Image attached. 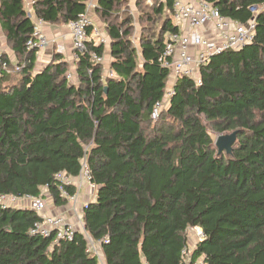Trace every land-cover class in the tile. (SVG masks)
Wrapping results in <instances>:
<instances>
[{
    "label": "trees",
    "instance_id": "obj_1",
    "mask_svg": "<svg viewBox=\"0 0 264 264\" xmlns=\"http://www.w3.org/2000/svg\"><path fill=\"white\" fill-rule=\"evenodd\" d=\"M125 0H98L110 46L109 71L91 62L104 45H88L66 78L60 55L35 71L36 51H25L33 22L22 0H0V26L19 61L17 75L0 78V195L59 197L54 175L76 178L85 157L96 186L82 208L83 229L52 244L30 234L34 212L0 206V264H99L87 252L99 246L105 264H183L199 228L191 260L203 264H264V11L251 43L213 56L199 69L200 84L179 78L166 99L169 73L158 62L169 33L171 3L157 37L140 40V60L124 23L108 20ZM239 24L264 0H210ZM87 0H32L43 23H67L85 13ZM165 7V8H164ZM167 9V10H166ZM128 22H130L128 20ZM165 106L156 121V102ZM209 129L236 133L230 154H217ZM45 189L44 191H42ZM68 194L75 189L68 187Z\"/></svg>",
    "mask_w": 264,
    "mask_h": 264
},
{
    "label": "built area",
    "instance_id": "obj_2",
    "mask_svg": "<svg viewBox=\"0 0 264 264\" xmlns=\"http://www.w3.org/2000/svg\"><path fill=\"white\" fill-rule=\"evenodd\" d=\"M97 1L87 0L85 13L66 23L73 49L72 59L75 63L79 56L87 51L89 44L92 43L93 46L107 44V40L99 33L93 19L87 13L94 8ZM144 1L146 5L154 6L153 0ZM169 1L171 9L167 11L168 18L177 31L166 36L158 62L162 68L168 71V82L172 85L179 78H190L197 85L200 84L199 69L205 66L213 56L229 50H239L251 43L255 33L256 17L261 11H264V4L259 7H250L251 19L245 24H239L222 16L210 0ZM32 22L33 29L24 47L26 52H39L49 47L52 42L42 30L43 22L38 18ZM62 50L61 46L57 47V52ZM90 60L101 65L104 62L103 56H98L94 52L90 53ZM13 69L17 71L18 65L9 62L0 52V78L11 73ZM108 76L113 77V73L109 72ZM67 77L70 79V76ZM171 92V90L166 92V99ZM164 106V102L161 101L154 104L150 114L152 121L159 118ZM54 179L58 182L59 197L66 201L68 208L75 215L79 216L78 226H81L82 208L88 202L78 203L79 190L84 184L89 190L96 192V186L91 182V172L86 158L84 157L80 162L78 177L73 178L65 172H59L54 175ZM68 187L74 188L75 194L69 195ZM43 197L42 193L35 198L26 195L20 198L0 195V206L30 210L39 216L40 220L34 223L30 229L31 235L50 238L52 244L71 240L78 226L70 223L63 214L47 213ZM190 230L193 232L195 240H201L203 233L199 228L195 227ZM192 247L191 244L189 248L182 250L183 264H203L202 259H190ZM93 251L94 244L90 242L87 252L93 254ZM96 255L98 256L97 253Z\"/></svg>",
    "mask_w": 264,
    "mask_h": 264
},
{
    "label": "crops",
    "instance_id": "obj_3",
    "mask_svg": "<svg viewBox=\"0 0 264 264\" xmlns=\"http://www.w3.org/2000/svg\"><path fill=\"white\" fill-rule=\"evenodd\" d=\"M22 1H23V9L26 12L27 16H29L31 18V20H35L36 16L34 15V11L32 9V0H22ZM128 1L131 2L133 0H128ZM166 1L167 0H160L159 2H162L163 5H165L164 3ZM97 3H98V1H97ZM97 3L94 6V8L92 10H89L87 13L93 19L95 25L99 29L98 30L99 33L108 42L105 24H104V22H102L99 19L98 14L95 12V8L97 6ZM165 7H166V5H165ZM100 26H102L103 28H100ZM42 30L48 36V38L51 40L52 43L46 49H43V50H40L39 52H36L35 71L42 70L47 64L51 63L54 60L55 55L58 54L62 57V61L67 64L66 78H67L68 82L69 83H76L77 82V77L75 74V72H76L75 71V66H76L75 64L76 63L73 62V59H72L73 58V49H72L71 39H70V36L68 34V29L66 27V23L65 24L62 23V25H59V23H55V24L43 23L42 24ZM58 46H61L63 50L60 52H57ZM0 52L11 63L15 64L20 59V57H18L16 55V53L13 51L12 45L6 41L5 34L2 31L1 26H0ZM50 52H52V54H50ZM43 55H46L47 57H49L51 55L49 57L50 61L46 60V62H42L41 59L43 58ZM103 59H104L106 66H110L111 58H110V46H109V44L104 45ZM104 62L102 64V68H103V66L105 67ZM102 71H103V75H107L105 70L102 69ZM67 76H70V79H68ZM79 191L80 192H79L78 198L81 201L80 202L81 204H84V203H87L89 201L94 200L95 194L92 195V198H90V199L88 198L89 194H90V190L88 189V187L86 185L83 184ZM47 210L49 211V213H51V212L54 213V210L50 211L48 208H47ZM55 210L58 213L65 214L68 217V221L70 223H73L76 226H78L79 216L75 215L74 212H72L68 208V206H63V207H58V208L55 207ZM99 257H100L101 264H105L103 256H99Z\"/></svg>",
    "mask_w": 264,
    "mask_h": 264
},
{
    "label": "rangeland",
    "instance_id": "obj_4",
    "mask_svg": "<svg viewBox=\"0 0 264 264\" xmlns=\"http://www.w3.org/2000/svg\"><path fill=\"white\" fill-rule=\"evenodd\" d=\"M159 1L160 0H153L154 2L153 5L156 6L159 3ZM163 18L164 16L160 17L157 14H155L153 12L152 7L146 5L144 0H133L131 2L128 0H125L120 6H117V8L114 11V15L111 16V18L108 21L110 23L120 24V23H124L125 20H127V24L124 25V28H127L129 30L130 42L132 46L137 50L138 57L140 60V46H139L140 40L142 38L157 37L161 33L162 20H164ZM99 19L102 21L100 17ZM128 20L130 22H128ZM62 23L63 22H60L59 25H62ZM100 28H103V27L100 26ZM50 54H52V52H50ZM49 57H47L46 55H43V58L41 59V61L42 62H46V60L50 61ZM104 65L105 67L103 66L102 69L105 70L108 75L110 72L109 66H106L105 62H104ZM16 73L17 71L13 69L11 72L12 76H10L13 78V80L10 81V83H12L14 80H16L19 77V75H17ZM171 89H172V84L168 82L166 90L170 91ZM209 135L214 143L216 142L218 137L223 136L212 129H209ZM224 135H228V134H224ZM93 194L95 193L90 190V194L88 198L89 199L92 198ZM43 199H44V204L46 206V210L48 208L50 211L54 210L53 214H61L55 210V206L52 204V202L50 200H47L49 199L47 194L44 195ZM80 202L81 201L79 200L78 203L81 204ZM46 212L49 213L48 210ZM63 215L68 219V217L65 214ZM78 228L82 230L83 229L82 224L81 226L79 225ZM186 235H187V238L190 244H193L194 240L196 239L193 232L190 230L187 232ZM96 253L98 254L97 258H98L99 264H101L99 256H102V253L98 245H94L93 254L96 255Z\"/></svg>",
    "mask_w": 264,
    "mask_h": 264
},
{
    "label": "water",
    "instance_id": "obj_5",
    "mask_svg": "<svg viewBox=\"0 0 264 264\" xmlns=\"http://www.w3.org/2000/svg\"><path fill=\"white\" fill-rule=\"evenodd\" d=\"M247 46V45H246ZM236 139V133L233 132L231 134L228 135H223L217 138L216 142L214 143L216 150H217V154H230L231 153V149H232V145L235 142Z\"/></svg>",
    "mask_w": 264,
    "mask_h": 264
}]
</instances>
